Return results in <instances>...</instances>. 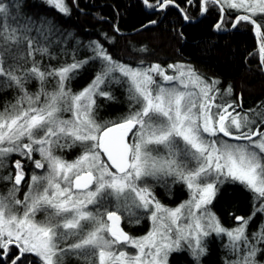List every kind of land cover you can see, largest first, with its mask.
I'll list each match as a JSON object with an SVG mask.
<instances>
[{
  "label": "snow or ice",
  "instance_id": "snow-or-ice-1",
  "mask_svg": "<svg viewBox=\"0 0 264 264\" xmlns=\"http://www.w3.org/2000/svg\"><path fill=\"white\" fill-rule=\"evenodd\" d=\"M45 3L71 14L67 0ZM174 3L162 0L160 7ZM145 4L154 7L149 0ZM209 4L243 10L232 27L245 21L261 35L264 0H203L204 12ZM13 7L19 4L0 0V86L19 93L0 109V166L17 154L43 171L32 172L23 199L17 197L25 178L21 160L14 162L15 175L2 177L12 186L0 194V264H67L72 257L87 264H168L182 244L199 264L206 253L201 238L213 232L230 241L236 258L226 264H258L256 255L264 248L256 245H264V229L249 236L253 217H237L241 224L229 231L208 206L219 186L233 182L252 192L260 202L257 212L264 213V110L253 119L237 111L241 105L235 102L216 103L210 93L217 82L207 83L190 67L178 69V75H167L159 64L132 67L115 61L101 45L93 46L94 55L86 60L73 50L71 62L42 65L38 57H56L30 35V25L7 23L16 19ZM47 25L51 33V22ZM43 28L42 22L38 35H45ZM259 53L264 71V36ZM89 61H98L99 71L87 87L73 92L70 82ZM33 79L40 85L35 93L26 88ZM113 85L126 88L129 109L118 120L99 123L98 100H114ZM76 146L81 152L73 161L56 154ZM36 153L40 159H34ZM153 180L165 187L185 184L190 199L175 209L164 207L153 194ZM134 210L152 220L146 236L131 237L120 226L125 213L137 216ZM182 219L189 222L181 225Z\"/></svg>",
  "mask_w": 264,
  "mask_h": 264
},
{
  "label": "trees",
  "instance_id": "trees-1",
  "mask_svg": "<svg viewBox=\"0 0 264 264\" xmlns=\"http://www.w3.org/2000/svg\"><path fill=\"white\" fill-rule=\"evenodd\" d=\"M5 2L13 6L19 4V9L13 7L16 19L9 18L7 23L14 27L30 25L33 29L30 35L36 36L41 45L49 46L50 52L56 57H38L42 65L58 66L65 61L71 62L73 50L77 59L86 60L94 55L92 47L101 45L115 61L132 67L159 64L167 71L170 65H186L207 83L217 82L212 92L217 97L216 103L235 102L241 105L237 111L242 114L248 112L253 119L257 118L256 112L264 110V71L261 70L260 48L256 43L257 39L261 44L264 29L261 30V35L256 34L255 39L251 24L241 21L234 31L224 32L222 30L230 28L233 23L231 20H224L221 30H217L215 25L220 16L212 4L208 5V11L198 22L186 23L173 5L167 6L161 13L153 12L162 0H149L154 7H148L147 4L145 7V0H67L71 8L70 15L58 12L43 0ZM200 2L201 0H191V3L175 0L174 5H178L183 16L189 17L185 20L195 21L200 15ZM48 21L52 25L51 33L48 32ZM42 22L44 36L38 35L36 31L41 28ZM99 67L98 61H89L70 82L71 90L79 92L87 87ZM26 88L35 93L39 91L40 85L33 79L26 84ZM47 88L52 91L55 83H49ZM228 89H231V95L226 94ZM112 94L115 96L114 100H98L100 106L95 118L99 123L118 120L129 109L126 88L113 85ZM18 95V90L0 86V109L8 103H14ZM217 111L213 106L211 112ZM80 152L81 149L76 146L58 149L56 154L73 161ZM17 159L9 156L5 158L4 165L0 166V194H6L12 186L11 182L4 181L2 177L9 173L15 174L12 164ZM28 165L25 168H29L26 171L31 176L32 163L29 161ZM152 184L156 200L166 208H175L188 198L185 184H170V187H165L160 182ZM253 196L243 185L225 182L219 186L209 208L220 225L229 231L241 224L237 217H253L247 227V233L251 236L264 229V213L257 212L260 202L254 200ZM127 215L125 213L121 219L127 234L139 238L148 233V216L142 217V211L138 210V221L137 216L129 221L125 217ZM202 240L206 253L200 258L199 264H226L236 258L227 247L230 241L225 234L218 236L212 233ZM256 246L264 248V245ZM182 249L170 253L168 264H195L192 255ZM255 259L258 264H264V251L258 252ZM76 261L87 264L83 260Z\"/></svg>",
  "mask_w": 264,
  "mask_h": 264
},
{
  "label": "rangeland",
  "instance_id": "rangeland-1",
  "mask_svg": "<svg viewBox=\"0 0 264 264\" xmlns=\"http://www.w3.org/2000/svg\"><path fill=\"white\" fill-rule=\"evenodd\" d=\"M43 1H45V0H43ZM260 48V47H259ZM171 66H175V67H168V70L167 71H165V73L167 74V75H178V69H187V68H189L188 66H186V65H183V64H176V65H171ZM157 79H161L162 80V78H157ZM190 88H192V90H194V91H199V88L198 87H192L191 85H190ZM210 95H214L213 93H210ZM211 110H212V108H211ZM68 115V116H67ZM63 116V118H65V119H68V118H70L71 117V114L70 113H66L65 115H62ZM66 116V117H65ZM264 130V129H263ZM17 157L18 159H24V158H21L19 155H17V154H12L11 155V157ZM34 159H40V156H39V153H36V154H34ZM27 160V159H26ZM31 169H32V172H36V173H41L43 170L42 169H36L35 167H34V165L32 164V166H31ZM157 183V181H150V183ZM161 183V182H160ZM185 188H186V191H187V195H188V198H187V200L186 201H188L189 199H190V191H189V189L187 188V186L185 185ZM20 196H21V193L19 192V193H17V197L18 198H20ZM21 199V198H20ZM185 201V202H186ZM185 202H183V203H185ZM182 203V204H183ZM181 205V204H180ZM180 205H178V206H180ZM177 206V207H178ZM208 207H210V205L208 206ZM176 208V207H175ZM175 208H172V209H175ZM134 211H138V210H134ZM140 214H141V212H140ZM197 215H200V213H197ZM143 216H148V218H149V225H150V229H149V231H151V229H152V227H153V224H152V220L150 219V217H149V214L148 213H145L144 214V212H142V217ZM129 221L130 220H132L133 219V216H129V215H127V216H125ZM38 218V217H37ZM41 217L39 216V219H40ZM189 221H185V220H181L180 221V224L181 225H183V224H185V223H188ZM204 223L206 224L207 223V221L205 220L204 221ZM149 231H148V233H149ZM147 233V234H148ZM214 234H216L215 232H213ZM146 234V235H147ZM146 235H144V236H146ZM143 237V236H142ZM140 238V237H139ZM202 238H205V237H202ZM201 238V239H202ZM182 248H184V249H186L190 254H191V252H190V250H188L187 249V245L186 244H182ZM127 251H129V252H131V253H134L136 250L135 249H132V248H128L127 249ZM76 260H80V259H78V258H76V257H72V258H70L68 261H67V264H81L82 262L81 261H79V262H77Z\"/></svg>",
  "mask_w": 264,
  "mask_h": 264
},
{
  "label": "flooded vegetation",
  "instance_id": "flooded-vegetation-1",
  "mask_svg": "<svg viewBox=\"0 0 264 264\" xmlns=\"http://www.w3.org/2000/svg\"><path fill=\"white\" fill-rule=\"evenodd\" d=\"M221 2H223V0H221ZM202 3H203V0H201V2H200V6L202 5ZM171 5H173V4H169L168 6H171ZM213 6H215L216 7V9H217V11H218V13H219V16H220V18H219V21L218 22H220V20H221V17L223 16V17H225V19L224 20H231L233 23L235 22V17H238L239 15H243V14H245L244 12H243V10H237V9H227L226 11H222L221 10V5L220 4H215V5H213ZM226 7V6H225ZM165 8L166 7H164V8H161L160 6L158 7V8H155L154 10H153V12H163L164 10H165ZM201 9H202V7H201ZM200 13H201V10H200ZM205 12L203 11V14H204ZM229 13H231L230 15H229ZM200 16V15H199ZM202 17H203V15H202ZM201 17V18H202ZM197 20V19H196ZM233 23H232V25H233ZM232 25H231V27H232ZM230 27V28H231ZM230 28H228V29H226V30H222V31H224V32H230L229 31V29ZM236 28V27H235ZM235 28H233V30H231V32L232 31H234L235 30ZM252 28H253V26H252ZM253 31V30H252ZM254 32V31H253ZM257 34V33H256ZM13 157V156H12ZM28 160H26V159H21V163L23 164V166H24V171H25V178H24V181L22 182V184L19 186L20 187V193H21V196H20V198L21 199H23V197H24V194L28 191V181L30 180V174L26 171L27 169L29 170V168H25V167H29V165H28V163H29V161L27 162ZM13 165V167H14V163L12 164ZM26 172H27V174H26ZM15 175V174H14ZM145 214V213H144ZM37 219H39V216H38V218ZM121 227H122V224H121ZM122 229L124 230V228L122 227ZM125 231V230H124ZM126 232V231H125Z\"/></svg>",
  "mask_w": 264,
  "mask_h": 264
},
{
  "label": "water",
  "instance_id": "water-1",
  "mask_svg": "<svg viewBox=\"0 0 264 264\" xmlns=\"http://www.w3.org/2000/svg\"><path fill=\"white\" fill-rule=\"evenodd\" d=\"M144 6L146 7L145 2H144ZM173 6L175 7L176 11L182 16V18L184 19V21H185L186 23H196V22H198V21L201 19L202 15H203V9H201L200 16L198 17L197 20H195V21H187V20H185L183 14H182V12H181V10H180L176 5L173 4ZM234 23H235V22H234ZM252 26H253V25H252ZM215 29H216V28H215ZM231 30H233V27H231V28L229 29V31H231ZM253 31H254V32H253L254 37H255V39H256V31H255V27H254V26H253ZM256 43H257V45L260 47L259 42L257 41V39H256ZM121 224H122V220H121V222H120V226H121ZM121 228H122V227H121Z\"/></svg>",
  "mask_w": 264,
  "mask_h": 264
}]
</instances>
